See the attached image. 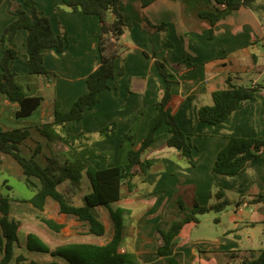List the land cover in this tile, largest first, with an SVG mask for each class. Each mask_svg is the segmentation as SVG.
<instances>
[{
  "label": "crops",
  "instance_id": "obj_1",
  "mask_svg": "<svg viewBox=\"0 0 264 264\" xmlns=\"http://www.w3.org/2000/svg\"><path fill=\"white\" fill-rule=\"evenodd\" d=\"M11 1L20 4L24 0ZM36 5L51 19L54 30L66 36L67 43L62 51L44 50V63L50 74H31L26 63L28 30H18L11 41L18 51L12 64L15 79L26 95L44 99L31 115L17 118V102L0 94V131L29 128L31 134L20 145L22 153L26 157L35 155L45 166L52 157L64 163L69 146L62 141H48L37 126L54 120L57 103L61 111L68 112L87 91V78L100 64L101 21L97 15L70 11L63 0H36ZM118 7L126 22H136L121 38L122 48L116 60L118 72L109 80V88L100 93L95 107L87 109L85 117L68 125L65 131L87 135V143L99 151L91 159L96 168L120 164L125 134L140 116L136 145L143 142L155 115L158 88L166 85L154 57L156 49L172 73L174 110L182 129L190 134L198 162L191 166L181 151L168 146L170 127L163 125L144 154L145 159L155 160L146 178L135 177L132 192L124 188L121 200L93 209V213L96 209L104 210L103 236L90 233L88 223L77 216L61 213L59 204L52 199H47L44 210H39L26 199H16L8 192L12 197L9 217L21 225L9 264H28L33 259L27 251L39 252L27 247L30 233L38 235L51 249L69 243L105 245L114 237L113 211L118 208L124 209L119 251L135 252L142 264H171L157 250L158 224L175 217L177 199H183L190 208L195 201L211 205L218 200L214 195L218 189L234 204L211 218L214 232H193L205 214L198 223L185 224L176 239L175 257L180 264H240L246 256L264 249V201H256L259 195H264V153L250 160L246 170L235 176L214 173L212 168L230 137H264V90L242 103L230 120L217 125L200 122L198 109L213 103L212 93L227 88L230 75L239 85L264 83V10L241 7L212 27L200 12L216 11L213 0H156L146 7L141 0H119ZM15 18L9 11L8 0H0V72L2 34ZM163 23L167 24V33L157 30ZM165 35L174 45L171 50L163 46ZM112 123L117 124L116 135L111 139L101 137L100 130ZM38 147L41 151L35 154ZM9 157L1 156V179ZM149 186L154 189L149 191ZM59 189L76 205L77 202L84 205L92 185L85 174L80 184L67 180ZM49 219L64 225L60 232L47 224ZM22 220L29 223V228ZM101 237L103 240L97 239ZM230 252L234 255H229ZM46 254L50 256L45 263L67 264L61 257ZM0 256L1 260V247ZM19 256L26 259L19 261Z\"/></svg>",
  "mask_w": 264,
  "mask_h": 264
},
{
  "label": "trees",
  "instance_id": "obj_2",
  "mask_svg": "<svg viewBox=\"0 0 264 264\" xmlns=\"http://www.w3.org/2000/svg\"><path fill=\"white\" fill-rule=\"evenodd\" d=\"M67 8L72 12H84L97 15L101 21V33L98 49L100 53L99 66L87 78V91L78 97L68 112L61 111L58 103L55 109L53 121L41 123L38 131L48 141H62L69 146L68 157L64 163H60L56 157L49 158L47 165H42L36 156L26 157L21 150V143L31 134L29 128L11 129L0 131V162L2 154L9 155L20 165L23 180L33 190L34 194L28 201L39 210H44L47 199H52L60 206V212L77 216L79 220L89 225V232L98 236L106 233V225L94 215L93 209L100 206H110L124 197L123 189L130 193L134 190L132 180L139 176L143 179L150 173L155 160L145 159L144 154L157 137L158 131L163 125L170 127L171 135L168 146L181 151L189 164L194 166L197 159L193 155V144L190 134L185 132L174 110V94L172 92V73L167 64L154 50L156 64L163 76L166 85L158 88V97L155 103V115L151 119L150 129L140 145H136L137 131L141 117L138 116L134 125L125 134L122 140V159L118 165L96 168L91 159L97 155V148H92L87 143V135L84 132L70 134L65 131L68 125H73L85 117V111L95 107L99 102V95L109 88V80L117 71L116 60L120 55L121 38L133 27L136 22H126L123 13L119 10V0H63ZM132 1V0H128ZM143 6H148L156 0H141ZM216 11L204 10L200 12L202 18L208 19L212 27L231 11L241 7L254 10H264V0H213ZM9 11L16 18L9 23L2 34L1 42L3 56L1 59L0 94H5L10 100L17 102V118L31 115L43 102L42 96L26 95L21 85L15 79L12 64L18 51L11 41L19 29L28 30L26 63L31 74H50L44 63V50L56 48L62 51L66 46V36L57 33L51 19L39 11L36 0H24L15 4L8 0ZM167 24L157 26L158 31H165ZM213 28L211 29V37ZM153 40L152 34H149ZM168 41V40H167ZM165 42L169 50L174 45ZM227 88L219 89L212 93L213 103L201 106L198 109V120L203 123L217 125L230 120L233 113L245 101L256 98L257 94L264 90V83L256 85H239L234 83V77L227 79ZM117 133V124L105 126L99 132L105 139L113 138ZM38 147L35 151L39 153ZM264 153V137H236L229 138L228 143L219 151L213 172L224 176H235L244 172L250 160ZM108 155V154H107ZM91 181L92 191L85 196L84 205H76L59 186L69 180L80 184L84 175ZM217 202L211 205H201L195 201L188 208L183 199L175 201L177 214L175 217L163 220L158 224L155 238L158 243V253L171 264H180L175 257L176 239L185 224L199 222V217L209 212L220 213L234 204L225 197L222 189L215 194ZM10 193L0 195V247L3 257L0 264H9L13 258L14 244L19 241L20 222L11 220ZM256 201H264V195H259ZM238 204V203H236ZM123 208L113 211L115 234L111 241L105 245L91 243H69L55 249L46 244L38 235L28 234L27 247L31 251L49 252L67 261V264H142L138 255L130 250L120 252L122 241ZM166 219V218H165ZM47 224L55 231L60 232L64 226L55 220H47ZM229 255H234L230 252ZM232 257V256H231ZM26 258L19 256L18 260ZM28 264H62L58 261L47 263L31 260ZM240 264H264V249L257 254L246 256Z\"/></svg>",
  "mask_w": 264,
  "mask_h": 264
},
{
  "label": "rangeland",
  "instance_id": "obj_3",
  "mask_svg": "<svg viewBox=\"0 0 264 264\" xmlns=\"http://www.w3.org/2000/svg\"><path fill=\"white\" fill-rule=\"evenodd\" d=\"M167 31H168V28L165 31H161V32L167 33ZM166 41L170 42V40L165 35L163 38V46H166L165 45ZM167 49H168V46H167ZM94 137H96V135H94ZM6 166H8V167L5 171L4 178H2V179L0 178V194L5 195L8 192H11L12 196H14V198L19 199V200H25V199L27 200L28 198L32 197L34 192L32 189H30L26 185V183L22 179L21 167L17 163V161H14V159L12 157H9V160L6 162ZM61 187H60V189H61ZM124 188H126V187H124ZM147 189L149 191H151L152 189H154V187L149 186V187H147ZM77 205H82V202H77ZM186 206L189 208L188 203L186 204ZM103 211L104 210H102V212H100L99 210L96 209L94 211V215L101 220V217H103V214H102ZM215 215H217L215 212H210V213H207L204 216H202L201 219H203V222L200 225H198L197 227H195L193 232H214L213 226H215V225H214V221H212L211 218H213ZM23 221L24 220H22V222ZM101 221L103 223H105L103 220H101ZM24 223H25V221H24ZM25 226H26V228H29L30 225H29V223H25ZM21 238L23 239V234H22ZM97 239L103 240L102 237L97 238ZM27 253L29 254L30 259H33V260L38 261V262H43V263H45L48 259L47 257L50 256L46 253H40V252H28L27 251ZM13 254H14V252H13ZM60 260H63V259L60 258Z\"/></svg>",
  "mask_w": 264,
  "mask_h": 264
}]
</instances>
